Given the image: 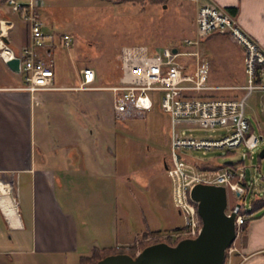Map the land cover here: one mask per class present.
<instances>
[{
	"label": "crops",
	"instance_id": "crops-1",
	"mask_svg": "<svg viewBox=\"0 0 264 264\" xmlns=\"http://www.w3.org/2000/svg\"><path fill=\"white\" fill-rule=\"evenodd\" d=\"M35 2L43 4V0ZM203 2H214L227 9L242 29L264 48V0H194L193 27L195 11ZM0 19L13 22L7 28L10 47L19 50L27 44V24L21 21L18 14L9 11L5 1L1 0ZM223 38H228L239 47L236 62L240 64L234 68L224 60L225 72L218 74L217 64L220 63L211 46ZM203 46L209 62L207 82L217 87L206 90L205 96L241 97L243 89L237 86L246 81L242 47L228 34L218 32L208 35ZM148 47L155 49L162 46ZM4 64L8 69V65ZM11 77L0 80V255L7 256L10 261L16 260L17 264H62L68 256L76 264L80 256L88 255L94 246L138 245V237L145 230H155L151 224V213L149 210L145 213L142 207L133 214L120 209L119 189L114 183L113 170L117 172L122 166L112 162L110 147L107 152H100L94 144V130L87 129L86 123L81 122V108L72 107L74 104L81 105L80 99L73 102L62 94L55 97L48 95L49 101L56 105L52 119L57 138H50V142L48 139L36 142L31 127L32 108L41 100H48L42 97L38 102L36 96L32 98L29 91L20 88L21 80ZM53 85V88L39 90L75 89L77 86L56 85L54 82ZM82 111L84 114L86 109ZM73 112L76 115L74 119L71 117ZM65 119L71 122L65 124ZM39 124L43 127L44 120ZM81 137L86 143L78 140ZM53 139H59L60 143H51ZM228 153L238 160L236 151ZM163 160L166 166V158ZM3 184L8 186H1ZM68 184L77 188L71 199L76 201L74 207L63 202H70L68 194H65ZM9 185H12V190ZM132 194L135 196V192ZM256 214L258 216L248 221L245 231L236 234L232 242L235 251L225 264H264V207Z\"/></svg>",
	"mask_w": 264,
	"mask_h": 264
},
{
	"label": "rangeland",
	"instance_id": "rangeland-1",
	"mask_svg": "<svg viewBox=\"0 0 264 264\" xmlns=\"http://www.w3.org/2000/svg\"><path fill=\"white\" fill-rule=\"evenodd\" d=\"M194 4V0L157 2L144 0L135 3L125 0H43L41 5L35 2V8L43 23V30L51 35L55 59L54 84L78 85L79 68L90 65L96 72L93 84L102 86L35 91L38 102L42 97L48 100L44 102L41 100L39 105H34L32 108L31 127L36 142L41 139H48L50 142V138H57V129L52 119V115L56 113V105L49 101L48 95L55 97L62 94L73 102L75 99H80L81 105L74 104L72 107L81 108V122L86 123L87 129L94 130V144L100 152H107L110 147L112 162L122 166V168L118 167L117 172L113 170L114 183L119 189L120 209H126L130 214L139 210L140 207L145 209L143 210L145 213L149 210L152 226L155 231L159 230V234L163 237L171 235L175 228L184 222L183 214L172 201L171 180L167 176L163 160L166 158V161L170 162L168 114L161 110L157 101L152 108L146 110L143 117L117 120L113 116L112 91L107 86L120 82L123 46L145 44L150 47L164 45L182 47L183 39L194 30L191 22ZM3 26L6 28L5 23ZM5 34L7 35V29ZM64 34L69 35L67 44ZM2 49L0 46V80L3 77L12 76L11 78L14 77L23 82V73L13 72L5 67V61L1 55ZM211 49L216 52V59L220 63L217 64L218 74L225 72L224 60H227V64L234 68L239 66L240 62H236V55L240 49L228 38H223L212 45ZM83 108L86 109L84 114ZM74 112L71 115L73 119L76 117ZM246 113L253 130L263 134V139L253 149L252 156L248 152L247 157L239 163L245 169V182L254 185L255 191L263 194L264 155L261 156L260 151L264 149V89H257L247 97ZM42 119L45 123L43 127L39 124ZM65 121V124L71 122L70 119ZM73 127L76 128L77 125ZM222 132L221 129L208 127L183 130L184 134L194 137L218 136ZM78 140L82 144L85 142L83 137ZM52 142L60 143L59 139L56 141L53 139ZM242 150L245 149L240 147L236 150L238 157ZM189 152L196 157L217 163L237 161V158L231 157L230 153L220 147L190 149ZM9 186L12 190V185ZM75 191L77 192V188L74 184H68L65 194H68L70 202L64 200L66 196L63 197L64 201L62 200L66 206L69 203L71 207H74L76 201L71 199ZM12 195L15 197L14 192ZM116 202L117 200L114 201V205ZM227 203L228 209L235 203H240L241 210L246 211L251 208L250 193L237 198L228 190ZM153 235L156 234L143 239L148 240L150 237L152 239L155 237ZM170 238L174 239L172 236ZM138 239L141 237L139 236ZM226 262L224 261L223 264ZM0 263L17 264L16 260L10 261L5 255H0ZM62 264L74 263L66 256Z\"/></svg>",
	"mask_w": 264,
	"mask_h": 264
},
{
	"label": "built area",
	"instance_id": "built-area-1",
	"mask_svg": "<svg viewBox=\"0 0 264 264\" xmlns=\"http://www.w3.org/2000/svg\"><path fill=\"white\" fill-rule=\"evenodd\" d=\"M9 10L19 15L29 28V40L19 50L5 44L0 38V46L9 49V57L19 58V68L25 82L20 86L35 98V91L53 88L54 63L50 48L51 35L42 28V21L35 12V0L22 2L6 0ZM5 23L6 28L2 29ZM13 24L0 19L1 33ZM226 33L243 49L246 81L237 86L243 89L238 98H212L205 91L217 88L207 82L209 62L203 46L205 38L212 33ZM68 34H64L67 44ZM176 51L171 46L150 49L145 44L122 47L120 62V82L107 86L112 91L113 116L117 120L143 117L146 110L159 101L162 111L169 118V158L166 173L171 180V197L174 205L183 214L184 222L175 228L172 237H194L202 226L196 201L190 196V189L197 182L222 184L226 190L239 198L244 192L242 183L245 169L239 163L252 156L253 149L263 139V134L253 130L246 113V99L257 89H264V48L257 39L245 32L227 9L214 2L198 5L194 17V31L183 39V46ZM80 81L76 88H99L94 85L95 69L85 65L79 70ZM37 102V99H35ZM193 127L221 129L218 136L194 137L183 130ZM224 148L225 151H241L237 161H230L218 167H203L207 162L189 152L190 149ZM240 158V159H239ZM228 204V203H227ZM227 210H235L236 234L242 231L245 218L241 204L235 203ZM235 251L232 243L226 248L228 261Z\"/></svg>",
	"mask_w": 264,
	"mask_h": 264
},
{
	"label": "water",
	"instance_id": "water-1",
	"mask_svg": "<svg viewBox=\"0 0 264 264\" xmlns=\"http://www.w3.org/2000/svg\"><path fill=\"white\" fill-rule=\"evenodd\" d=\"M1 32L0 28V38L8 45L7 35ZM172 50L176 51V47H172ZM5 63L11 70L20 71L17 56L6 59ZM260 155H264V149ZM190 196L196 201L202 220L201 230L196 236L183 237L176 243L165 240L149 243L135 255L110 253L95 264H223L226 248L236 237V211L227 210L226 187L197 182L190 189Z\"/></svg>",
	"mask_w": 264,
	"mask_h": 264
},
{
	"label": "trees",
	"instance_id": "trees-1",
	"mask_svg": "<svg viewBox=\"0 0 264 264\" xmlns=\"http://www.w3.org/2000/svg\"><path fill=\"white\" fill-rule=\"evenodd\" d=\"M6 0H1V2H4ZM125 1H130V2H143L144 0H125ZM160 0H151V2H157ZM50 48L52 49V45H50ZM25 82H21V85H24ZM227 152H232V151H227ZM225 164L228 163V161L224 162ZM166 164H168V162L166 161ZM201 166L203 167H218L220 166L219 163H215L214 161H209L206 163L201 164ZM243 185H244V192L242 193V195L240 197H244L248 192L250 193V198H251V208L247 209L246 211H244L245 213V218H244V223H243V229L242 231H245L246 226L248 221L255 216H258V214H256V212H258L260 209H262L264 207V193L261 194L258 191H255L254 189V185H250L249 183L245 182V179H243L242 181ZM239 197V198H240ZM253 214V215H251ZM256 214V215H254ZM156 234L153 235L155 237H153L152 239H148V240H144L143 238L148 237L149 235L152 234ZM160 231L157 230H145L141 235V239H139L138 245L131 244L128 246H104V247H98V246H94L91 250V253L88 255H82L80 256L78 262L76 264H95L96 261L100 258H102L103 256L110 254V253H117V252H127L131 255H135L137 249H141L143 248L145 245L149 244V243H153L156 241H160V240H165L169 243H176L179 239H181L182 237H174V239L172 240L170 237V235H166L165 237H163L161 234H159ZM171 239V240H170ZM1 264V263H0Z\"/></svg>",
	"mask_w": 264,
	"mask_h": 264
},
{
	"label": "bare ground",
	"instance_id": "bare-ground-1",
	"mask_svg": "<svg viewBox=\"0 0 264 264\" xmlns=\"http://www.w3.org/2000/svg\"><path fill=\"white\" fill-rule=\"evenodd\" d=\"M5 27L3 26V24H2V29H4ZM10 54H11V52L9 51V50H3V52H2V55L4 56V57H9L10 56Z\"/></svg>",
	"mask_w": 264,
	"mask_h": 264
}]
</instances>
